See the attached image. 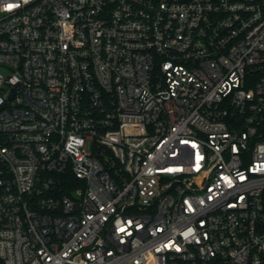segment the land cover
Instances as JSON below:
<instances>
[{"label":"built area","instance_id":"1","mask_svg":"<svg viewBox=\"0 0 264 264\" xmlns=\"http://www.w3.org/2000/svg\"><path fill=\"white\" fill-rule=\"evenodd\" d=\"M0 264H264V0H0Z\"/></svg>","mask_w":264,"mask_h":264}]
</instances>
